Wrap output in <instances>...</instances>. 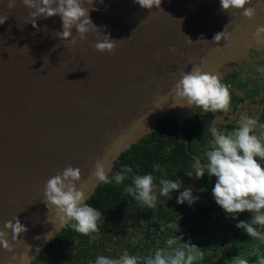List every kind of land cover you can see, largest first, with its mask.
Returning <instances> with one entry per match:
<instances>
[{"label":"water","instance_id":"1","mask_svg":"<svg viewBox=\"0 0 264 264\" xmlns=\"http://www.w3.org/2000/svg\"><path fill=\"white\" fill-rule=\"evenodd\" d=\"M91 7L99 30L69 46L56 35L59 16L36 18L34 28L32 9L16 0L9 10L0 0V16H8L0 25V227L17 216L27 228L13 253L0 248V264H21L26 251L30 264L69 221L44 202L57 170L80 168L76 186L88 200L100 183L92 175L97 160L108 174L159 120L188 115L193 105L175 96L182 73L200 66L221 79L264 45L253 35L264 25V0L246 5L256 8L251 19L221 11L220 0H161L151 10L134 0H93ZM222 31L228 39L215 42ZM103 34L120 40L114 53L95 49Z\"/></svg>","mask_w":264,"mask_h":264},{"label":"clouds","instance_id":"2","mask_svg":"<svg viewBox=\"0 0 264 264\" xmlns=\"http://www.w3.org/2000/svg\"><path fill=\"white\" fill-rule=\"evenodd\" d=\"M21 2L25 7L32 9L29 15L34 28L36 18L59 16L62 21V31L57 32L56 35L61 40L67 41L69 46L75 45L77 40H85L90 31L99 30L89 15L90 11H96L91 7L93 0H21ZM134 2L148 10L153 7L159 8L161 4V0H134ZM251 3L252 0H220L221 11L242 10L241 15L246 19H251L256 14L255 7H246ZM15 6L16 0H7L9 10ZM7 19L6 15L0 16V25H3ZM73 28L76 29L75 36L72 35ZM228 35L224 31L217 33L214 41L219 42L222 38L227 40ZM253 35L258 42H264V25L258 26ZM103 36L102 41L95 43V49L101 53H114L116 42L120 40L110 39L109 34ZM187 39L192 42L190 38ZM174 89L175 96L186 101L190 107L195 105L205 112L213 113L229 111L231 98L227 86L220 82L217 75L203 72L200 66H193L191 71L182 73ZM211 136V145L205 151L207 162L194 166L196 178H202L205 173L209 178L215 177L212 188L215 203L233 219L240 213H252L250 220H240L236 227L243 229L249 237H264V231L256 227L261 226L264 229V165L260 163L264 161V124H259L257 131V121L250 116L242 115L236 129L224 133L213 128ZM94 168L92 175L102 184H110L113 180L121 184L127 178V174L132 172L131 167L122 166V170L110 179L102 160H97ZM153 170L159 171V165H155ZM80 180L81 170L78 167L67 166L57 170L56 174L46 182L43 195L47 207L53 206L62 220L75 221L71 227L77 233L88 236L99 232L98 222H102V213L85 202L87 199L85 193L76 186ZM154 180L155 177L151 173L135 175L132 177V184L125 188V192L147 207L154 208L158 196H166L170 199L172 192L179 191L183 187L179 179H160L157 189ZM195 199L192 190L185 188L177 196V203L187 202L191 205ZM176 231H178L177 224ZM26 232L27 228L17 216L5 222L0 227V248L13 253L24 243L18 237ZM9 233H11V242L8 238ZM92 238L95 239V236ZM177 240L181 242L182 237L175 235L174 238H169L166 241L169 247L158 248L152 256L140 258L130 256L125 251L119 259L98 256L95 264H138L141 259L144 264H193V261L203 258V252L194 244L181 242L177 247L172 248ZM13 259L16 257L13 256ZM19 259L21 264L28 261L27 251L22 253ZM233 264H247V261L234 257Z\"/></svg>","mask_w":264,"mask_h":264},{"label":"trees","instance_id":"3","mask_svg":"<svg viewBox=\"0 0 264 264\" xmlns=\"http://www.w3.org/2000/svg\"><path fill=\"white\" fill-rule=\"evenodd\" d=\"M190 113L189 110V116ZM182 120L184 118L175 115L159 120L152 132L118 157L112 171L107 174L111 179L122 170V166L131 167L132 172L127 174L123 183L117 184L114 180L110 184L99 183L91 197L85 201L102 213L98 233L88 236L77 233L71 227L75 221L69 220L58 236L30 264H95L98 256L119 259L125 251L130 256L144 258L154 255L158 248L169 247L166 241L175 235L182 237V243L194 244L203 252V258H198L193 264H233L234 257L244 260L249 257L254 260L258 258L257 255L249 254L254 242L233 238L236 232L232 226L228 229L227 224H217L218 232L225 228L232 233L228 238L221 239L212 238L216 232L215 224L211 228L210 224L202 223L201 230L181 224L182 207L174 204L172 194L170 199L158 196L156 207L149 208L125 192L135 175L151 173L158 189L160 179L175 180L189 169L193 160L181 140L183 136L191 153L202 154L203 163L207 162L205 151L209 147L202 139V135L207 134V122L198 118L195 121L202 128L191 122L182 123L179 127ZM196 135L201 136L195 138ZM155 165H159V171L153 170ZM176 224L178 231L175 232ZM181 242L177 240L171 247L175 248ZM248 245L251 249H248ZM138 264H144L143 259Z\"/></svg>","mask_w":264,"mask_h":264},{"label":"flooded vegetation","instance_id":"4","mask_svg":"<svg viewBox=\"0 0 264 264\" xmlns=\"http://www.w3.org/2000/svg\"><path fill=\"white\" fill-rule=\"evenodd\" d=\"M250 56L245 59L244 63L234 64L230 71L220 79V82L227 86L230 93V106L229 111L223 112H205L201 108L193 105L190 109V116L182 120L179 127L184 124L198 125L196 119H204L208 126L205 131L206 136L202 135L203 141L207 143V147H210L212 136L211 130L213 128L218 129L221 132L228 133L238 127V120L242 115L250 116L257 121V131H259V124H264V45L258 49H250ZM201 127V126H199ZM202 128V127H201ZM194 130V129H193ZM199 132V131H197ZM201 134V132H199ZM180 135H182L180 133ZM201 135H196L195 138ZM184 142L186 151L189 153L193 162L189 169H186L183 174L177 178L182 182L183 187L177 191L172 192V197L175 205L182 207L181 224H185L187 227L194 228L196 230L202 229V223L210 224L211 228L215 224V234H212V238H228L232 233L228 230L231 228L236 232V236L233 238L247 241H253L254 247L248 245L250 255H257L255 260L249 257L246 261L247 264H264V237H249L243 229L236 227L240 220H250L252 213L244 212L237 214L236 218H231L226 214L221 207H219L212 196V188L215 184V177L209 178L207 173L197 179L194 173V166L197 164H204L202 154H193L187 148V140L184 136L181 138ZM259 160V158H257ZM264 165V161L261 163ZM191 173V174H189ZM185 188L192 190V196L195 202L189 205L187 202L183 204L177 203V196ZM227 224L228 229L222 228L218 232L217 224ZM229 224V225H228ZM258 230L264 231L261 226H256ZM225 235V236H222ZM206 237H210L207 235Z\"/></svg>","mask_w":264,"mask_h":264},{"label":"rangeland","instance_id":"5","mask_svg":"<svg viewBox=\"0 0 264 264\" xmlns=\"http://www.w3.org/2000/svg\"><path fill=\"white\" fill-rule=\"evenodd\" d=\"M249 56H250V51H248L247 54L245 55V57H243L242 59L238 60L236 63H241V64L244 63L245 59H248Z\"/></svg>","mask_w":264,"mask_h":264}]
</instances>
